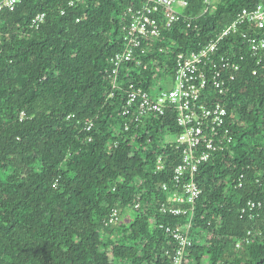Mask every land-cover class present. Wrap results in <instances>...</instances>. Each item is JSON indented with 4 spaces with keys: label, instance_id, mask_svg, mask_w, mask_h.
<instances>
[{
    "label": "trees",
    "instance_id": "16d2710c",
    "mask_svg": "<svg viewBox=\"0 0 264 264\" xmlns=\"http://www.w3.org/2000/svg\"><path fill=\"white\" fill-rule=\"evenodd\" d=\"M187 1L193 17L207 8ZM143 2L23 0L0 15V264H174L178 246L164 228L186 227L191 216L161 211L169 197L161 185L173 187L182 157L167 138L181 130L169 112L126 131L123 98L131 84L151 88L158 71L171 75L178 54L264 0H219L197 28L181 24L151 46L146 61L158 67L131 63L114 81L121 15ZM234 42L221 46L244 56L223 98L232 141L199 168L186 264H264V62ZM250 201L263 204L252 217L242 215Z\"/></svg>",
    "mask_w": 264,
    "mask_h": 264
},
{
    "label": "built area",
    "instance_id": "2783aa9c",
    "mask_svg": "<svg viewBox=\"0 0 264 264\" xmlns=\"http://www.w3.org/2000/svg\"><path fill=\"white\" fill-rule=\"evenodd\" d=\"M208 1L205 0V4ZM22 2L23 0H0V15L4 11L14 12ZM74 4L72 1L70 5ZM189 8L187 0H144L140 6H134L123 13L120 31L124 47L111 60L114 81L120 69L127 68L131 63L138 67L144 66L146 71L151 65L158 67V63L146 61L149 59L151 46L181 24L187 29L197 28L195 25L198 19L209 12L207 6L199 17H193L187 13ZM44 18V15L37 17L33 22L34 26L39 27ZM263 32L264 4L253 9H243L230 27L207 42L199 43L198 50L178 54L175 57V71L171 75L166 71H158L153 81L170 84V89L157 92L154 84L149 89L131 84L123 98L119 115L130 121V124H125L126 131H129L133 123L142 124L154 117H165L169 112L175 114V122L181 130V134L173 136L169 142L182 157L181 164L174 169L171 181L173 187L161 185L169 195L168 201L160 206L161 211L174 218L191 216L186 227L164 228L165 233L178 246L174 264H186V251L192 247L196 204L202 194L197 182L199 168L209 163L215 152L222 150L225 139L232 141L227 127L229 113L223 98L230 92L231 84L241 71L240 63L244 56H225L221 53V46L227 39L233 38L238 41L234 42L236 47L241 45L240 48L261 64L264 62ZM253 75L256 76L257 72ZM115 96L113 91L110 99ZM91 127L89 126V130ZM162 163L160 160L159 165ZM262 207L261 202L250 201L242 210V215L252 217ZM135 208H140V205L137 204ZM118 221L119 212L114 210L110 223Z\"/></svg>",
    "mask_w": 264,
    "mask_h": 264
},
{
    "label": "rangeland",
    "instance_id": "374dc122",
    "mask_svg": "<svg viewBox=\"0 0 264 264\" xmlns=\"http://www.w3.org/2000/svg\"><path fill=\"white\" fill-rule=\"evenodd\" d=\"M219 0H209L208 1V4H206L207 6H210L211 5H215ZM203 13V12H202ZM153 84L157 86V88L155 89L157 92H159L161 89H170L171 85L170 84H167V83H162V82H154L153 81ZM172 138H167V141L168 142H171ZM133 215H134V212L133 211H129V212H126L124 215H123V221L122 223L124 225H127L130 223V221H132L133 219Z\"/></svg>",
    "mask_w": 264,
    "mask_h": 264
}]
</instances>
